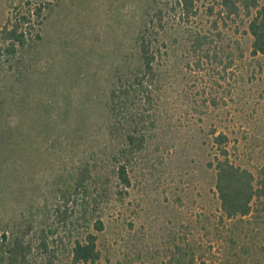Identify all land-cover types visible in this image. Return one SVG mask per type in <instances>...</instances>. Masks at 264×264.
<instances>
[{
  "label": "rangeland",
  "instance_id": "obj_1",
  "mask_svg": "<svg viewBox=\"0 0 264 264\" xmlns=\"http://www.w3.org/2000/svg\"><path fill=\"white\" fill-rule=\"evenodd\" d=\"M38 3L0 0V30ZM195 5L190 23L167 10L162 94L176 128L156 139L146 161L137 165L124 206L115 200L104 205L102 264L165 263L172 232L181 231L205 207L193 169L210 125L237 140L241 150L246 140L254 148L250 159L264 158V55L252 57L245 25L227 21L220 23L222 39L215 37L225 50L220 56L232 54L235 60L227 81L212 72L210 82L205 72L191 64L186 68L193 60L190 32L209 31L219 10L216 0H196ZM50 8L40 24L32 18L27 40L32 46L0 61V253L3 235L11 239L29 228L26 236L37 240L40 230L52 225L68 249L75 233L56 226L58 189L70 188L82 166L92 172L91 190L112 177L109 93L118 76L140 67L138 34L154 10L152 0H53ZM198 89L218 97L231 94V100L202 122L186 114L191 111L184 96ZM191 139L197 148L187 156L180 149ZM162 143L181 148L162 150Z\"/></svg>",
  "mask_w": 264,
  "mask_h": 264
},
{
  "label": "trees",
  "instance_id": "obj_2",
  "mask_svg": "<svg viewBox=\"0 0 264 264\" xmlns=\"http://www.w3.org/2000/svg\"><path fill=\"white\" fill-rule=\"evenodd\" d=\"M52 1L38 0V6L9 21L0 30V61L13 57L19 49L32 46L27 41L33 28L32 18L40 24L44 10L51 9ZM195 1L170 0L163 5L162 0H152L153 13L138 34L140 67L118 76L109 93L108 155L112 177L91 190L92 172L88 166H82L70 188L58 189L53 209L56 226L63 225L67 232L75 233L68 241V249L64 248L54 225L42 228L37 240L26 236L28 228L11 239L2 236L4 248L0 264H102L99 233L105 227L104 205L115 200L124 206L133 187L131 174L138 164L146 161L155 140L176 128L162 94L160 61L167 48L163 33L168 24L167 10L178 20L190 23L197 12ZM216 4L219 10L211 29L190 32L188 51L193 60L185 66L192 65L193 70L205 72L210 82L212 72L221 74V80L226 82L227 72L235 60L232 54L224 57L225 50L217 44L215 37L220 38V23L225 26L227 21L239 22L238 26L244 24V32L251 38V56L264 55V3L261 0H216ZM209 10L212 16L214 7ZM35 37L40 39L38 34ZM243 56L240 51L239 58ZM218 66L221 71L217 70ZM223 94H227V90ZM228 95L218 97L200 89L186 93L184 97L191 111L188 109L186 114L192 113L194 118L204 122L210 112L226 108L231 100V94ZM217 128L210 125L205 132V149L200 147V161L196 163L192 159V163H196L193 184L200 183L202 193L199 194L205 207L188 225L182 224L181 231L172 232L164 264H264V158L250 159L254 148L246 140L241 150L237 140L233 141L228 133ZM195 141L191 139L183 148L166 143L161 146L162 150L181 148L180 151L189 156L197 148ZM175 198L177 203L182 202L180 195Z\"/></svg>",
  "mask_w": 264,
  "mask_h": 264
}]
</instances>
